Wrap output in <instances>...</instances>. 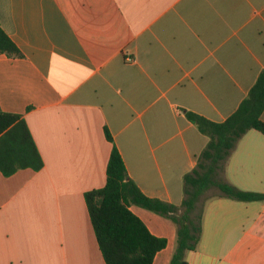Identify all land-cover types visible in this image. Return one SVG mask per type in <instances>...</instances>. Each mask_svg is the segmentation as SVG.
<instances>
[{
  "label": "crops",
  "instance_id": "crops-1",
  "mask_svg": "<svg viewBox=\"0 0 264 264\" xmlns=\"http://www.w3.org/2000/svg\"><path fill=\"white\" fill-rule=\"evenodd\" d=\"M0 26L24 54H0V111L22 115L44 162L0 171V264H106L85 194L105 186L114 146L146 196L181 206L209 141L185 111L225 121L264 69V0H0ZM223 179L264 194L261 132ZM218 194L199 204L187 264H264V201ZM130 209L167 239L153 264H170L177 225Z\"/></svg>",
  "mask_w": 264,
  "mask_h": 264
},
{
  "label": "trees",
  "instance_id": "trees-1",
  "mask_svg": "<svg viewBox=\"0 0 264 264\" xmlns=\"http://www.w3.org/2000/svg\"><path fill=\"white\" fill-rule=\"evenodd\" d=\"M0 54L10 58L24 57L1 26ZM263 112L264 69L247 97L225 121L216 122L185 111L187 119L209 141L197 156L196 166L183 176L181 206L146 196L129 178L125 162L114 146L105 186L85 194L91 223L106 264H153L157 253L167 247V239L152 234L130 209L132 205L168 218L177 225V247L170 264H187L186 253L196 250L201 240L204 203L199 204L209 190L216 188L219 197L236 201H264L263 193L241 190L223 179L238 141L252 129L264 135ZM106 135L112 141L108 130ZM43 167V159L22 115L0 111V171L9 177L21 169L39 171Z\"/></svg>",
  "mask_w": 264,
  "mask_h": 264
}]
</instances>
